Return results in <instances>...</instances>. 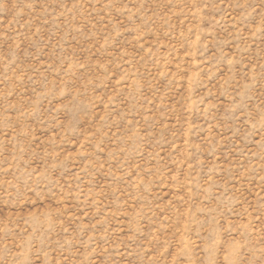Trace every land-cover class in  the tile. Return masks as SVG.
Here are the masks:
<instances>
[{
    "label": "rangeland",
    "instance_id": "obj_1",
    "mask_svg": "<svg viewBox=\"0 0 264 264\" xmlns=\"http://www.w3.org/2000/svg\"><path fill=\"white\" fill-rule=\"evenodd\" d=\"M0 264H264V0H0Z\"/></svg>",
    "mask_w": 264,
    "mask_h": 264
}]
</instances>
